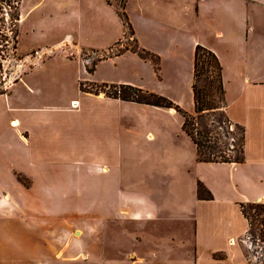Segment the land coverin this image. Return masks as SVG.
<instances>
[{
    "label": "crops",
    "instance_id": "crops-1",
    "mask_svg": "<svg viewBox=\"0 0 264 264\" xmlns=\"http://www.w3.org/2000/svg\"><path fill=\"white\" fill-rule=\"evenodd\" d=\"M58 1L60 14L75 7L72 1ZM100 1L102 7L91 9L99 28L110 24L105 9L117 14L107 0ZM131 1L127 13L135 38L159 57V70L127 51L99 60L89 72L90 62L80 54H105L121 42L125 27L120 19L121 31L108 45L84 44L72 36L42 46L64 53L71 49L77 56H59L64 64L59 74L43 72L48 60L0 94V217L11 229L5 232L6 243L0 240V257L11 264H32L48 255V233L33 231L30 221L21 226L16 211L40 218L55 208L50 218L72 224L79 207H86L89 220L104 225L103 245L94 249V256L102 253L103 264H254L246 241L251 223L242 205L264 204V0H137L134 15L128 10ZM199 45L222 64L229 119L245 129L243 163L200 161L176 109L81 88L132 86L196 114L193 84ZM127 60L134 68L127 69ZM145 67L151 69L150 76L138 70ZM19 155L25 160H16ZM20 177L29 182L22 183ZM199 183L210 198L199 197ZM80 184L86 185V199L74 192ZM181 222L193 223V258L176 259V250L188 247L177 246L174 228L168 236L169 261L161 263L151 247H158L157 229ZM117 224L120 233L112 226ZM152 224L157 225L148 228ZM108 229L121 239L132 238L131 250L115 247L118 257L109 259ZM140 239L151 245L144 250L143 244L137 246ZM73 246L74 238L71 253H78Z\"/></svg>",
    "mask_w": 264,
    "mask_h": 264
},
{
    "label": "rangeland",
    "instance_id": "rangeland-1",
    "mask_svg": "<svg viewBox=\"0 0 264 264\" xmlns=\"http://www.w3.org/2000/svg\"><path fill=\"white\" fill-rule=\"evenodd\" d=\"M73 2L74 6L72 10H63L60 14L61 7L58 0H23L21 7V19L20 21H13L12 15L15 13L10 6L13 3L0 2V94L8 91V89L22 78L25 73L30 72L42 63L48 61L49 65L43 70L48 74H59L62 70V62H60L61 55H67L69 58H76L73 50L68 49L66 53L59 50L58 47L42 48V46H51L57 41L63 38H73L85 40L84 44H102L108 45L110 40L119 32L122 28V22L117 16L114 10L105 9L106 16L110 20V24L105 27H97V22H94L91 18V9L94 6H101L100 0H69ZM116 9H122L125 7L127 11V5L130 0H110ZM92 2V3H89ZM102 7V6H101ZM131 13L136 14L138 11L137 0H132L128 7ZM73 11V12H72ZM128 15V13H127ZM129 17V16H128ZM131 22V21H130ZM132 25V24H131ZM104 28V29H103ZM108 30V31H107ZM134 30V29H133ZM16 32L19 35L16 37ZM70 33V34H69ZM73 36V37H72ZM18 42V43H17ZM109 42V43H108ZM108 43V44H107ZM141 48L135 38V34L123 39L120 43L111 47L109 52L105 54L98 52H92V50L83 51L80 56L88 63V67L92 68L94 63L99 60L106 59L108 55H113L120 49ZM17 48V49H16ZM36 49V50H34ZM61 49V48H60ZM158 57V56H157ZM159 58V57H158ZM57 59H60L59 61ZM146 61V60H145ZM156 61V60H155ZM151 62L154 66V62ZM127 69L134 68V63L131 60H127ZM156 65L157 61H156ZM160 65V62H159ZM73 72L77 71V65L73 63L71 65ZM139 67H142L140 64ZM143 74L150 76L152 71L150 68H138ZM57 76V75H54ZM47 76H43V81H46ZM203 88L205 82L198 84ZM150 86V85H149ZM82 90L103 92L104 94L113 97L114 95H122L124 89L121 86H89L82 84ZM56 89V87H54ZM54 90L52 93H55ZM132 95V93H129ZM114 98V97H113ZM220 106V109L208 110L200 115H191L193 119H190V129L196 140L201 144V150L204 157H211L217 160H235L245 159V145H244V132L245 129L234 124L227 113V101L221 103H215ZM177 111V110H176ZM244 129V130H243ZM7 158V157H6ZM10 159L9 157L6 159ZM16 159V158H15ZM14 159V160H15ZM16 160H25L24 156L19 155ZM6 161H4V164ZM214 163V162H211ZM217 163V162H216ZM234 163V162H229ZM243 163V162H241ZM24 184L29 181L19 178ZM75 194H83L80 197L86 199L87 189L85 184L79 185L74 189ZM208 194L206 195V197ZM49 211L46 216L40 218L31 217V213L16 211V219L20 222L21 226H26L28 221L32 222L33 231H46L48 233L46 240L48 244V255H42L40 259L34 261L32 264H103V255L97 254L94 256V249L101 248L104 238V225L102 222H95L89 220L86 207H79V216L75 218L72 224L62 218H50L49 215H54L52 211L55 208H48ZM17 210V208H16ZM248 216L251 221L250 238L246 240L247 254L254 264H264V207L263 211L246 207ZM37 218V219H35ZM62 222V223H60ZM14 224V222H12ZM112 225L114 227L118 226ZM157 224H152L148 228H154ZM9 223L6 219L0 217V240L3 243L5 241V232L10 231ZM174 228L176 229L175 242L177 246L187 245L188 248L176 250V259L193 258V223L189 225L185 222L177 223L176 226L170 223L160 224L157 229L159 239L155 240L158 247L151 245L149 241L140 239L141 242L137 246H141L146 250L149 244L156 251L154 257L158 258L160 262H168L170 257V247L168 240L169 233ZM156 229V228H155ZM107 255L110 258L118 257V251L115 247H121L126 252L130 251L133 245L132 238H123L111 231L107 230ZM120 233V227H119ZM69 237V238H68ZM74 238V249H78V253L72 254L71 241ZM77 252V251H76ZM184 255H180V254ZM0 264H11L6 256L0 257ZM169 264V262L167 263Z\"/></svg>",
    "mask_w": 264,
    "mask_h": 264
},
{
    "label": "trees",
    "instance_id": "trees-1",
    "mask_svg": "<svg viewBox=\"0 0 264 264\" xmlns=\"http://www.w3.org/2000/svg\"><path fill=\"white\" fill-rule=\"evenodd\" d=\"M5 1H7L6 3H9V2L13 3V6H10L13 10H15V13L12 15L13 21H20L21 19L20 10L23 4V0H0L1 3ZM107 3L111 6H114L110 0H107ZM116 11L125 27L124 39H128V37L131 35H134L135 32L133 30V27L131 25V22L129 20L125 7H123L121 10L116 9ZM18 35L19 33L16 32V37ZM127 51H132L136 53L143 60L154 62L156 70H159V58L155 54L143 48L133 49V48L125 47L124 49H120L117 52H114L113 55H108L107 57L119 56V55L126 53ZM155 60L157 61L158 65H156ZM95 64L96 63H94V65ZM88 70L89 72H93L94 69L92 67V68H88ZM202 81L205 82V85L203 86V88L199 87L198 85ZM121 88L125 90L124 93L122 95L120 94L114 95L113 96L114 98H118L123 101H131V102H136L139 104L151 105V106H156V107H161V108L176 109L183 116L185 120L184 126H183L184 131L193 139V141L197 145L200 161L217 162V163H229V162L241 163L243 162V160L239 158L235 160L224 159V160L219 161L211 157H208V158L204 157L202 150H201V144L196 140V138L194 137L190 129V119H193L194 116L192 117L189 113L181 109L172 100L164 96L151 93L148 91H144L143 89L135 88L132 86H121ZM193 92H194L195 105H196V115H200L208 110L220 109L221 107L217 106L215 103H221L225 101V87H224L222 64L215 53H213L211 50L203 46H200V45L196 47V51H195V75H194ZM129 93H132V95ZM244 141H245V134H244ZM207 194L208 196L206 197ZM198 195L200 198H210L211 197L210 192L207 190V188L202 183H199L198 185ZM247 206L263 211L264 204H255V205H251V204L244 205L243 204L242 205L243 212L246 215V217L249 219L248 211L246 210Z\"/></svg>",
    "mask_w": 264,
    "mask_h": 264
}]
</instances>
